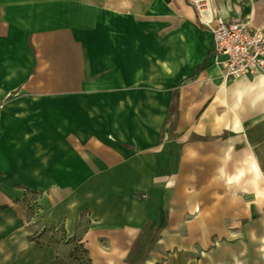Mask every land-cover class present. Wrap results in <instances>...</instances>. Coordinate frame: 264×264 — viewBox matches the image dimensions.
I'll use <instances>...</instances> for the list:
<instances>
[{
  "label": "crops",
  "instance_id": "crops-1",
  "mask_svg": "<svg viewBox=\"0 0 264 264\" xmlns=\"http://www.w3.org/2000/svg\"><path fill=\"white\" fill-rule=\"evenodd\" d=\"M212 3L264 33V0ZM212 49L185 0H0V186L44 189L68 238L86 212L93 264H262L264 74Z\"/></svg>",
  "mask_w": 264,
  "mask_h": 264
},
{
  "label": "rangeland",
  "instance_id": "rangeland-1",
  "mask_svg": "<svg viewBox=\"0 0 264 264\" xmlns=\"http://www.w3.org/2000/svg\"><path fill=\"white\" fill-rule=\"evenodd\" d=\"M37 188L23 184L0 186V264H93V251L81 242L88 225L87 213L81 214L76 234L68 238L63 225L47 224L45 190ZM153 205L156 207L155 201ZM261 205L264 215V195ZM157 231L156 223L151 221L133 248L132 262H141Z\"/></svg>",
  "mask_w": 264,
  "mask_h": 264
},
{
  "label": "built area",
  "instance_id": "built-area-1",
  "mask_svg": "<svg viewBox=\"0 0 264 264\" xmlns=\"http://www.w3.org/2000/svg\"><path fill=\"white\" fill-rule=\"evenodd\" d=\"M196 20L213 37L212 62L219 65L225 79L264 74L263 29L245 18L226 19L212 0H185Z\"/></svg>",
  "mask_w": 264,
  "mask_h": 264
},
{
  "label": "trees",
  "instance_id": "trees-1",
  "mask_svg": "<svg viewBox=\"0 0 264 264\" xmlns=\"http://www.w3.org/2000/svg\"><path fill=\"white\" fill-rule=\"evenodd\" d=\"M205 61H203V63L197 67L196 70H199L203 65H204ZM152 194L153 195V200L156 202V207L153 206L152 204V200H149V204H150V215H149V222H155L156 223V227L159 229L160 227H162L166 221V211H164L163 209V205H162V193L160 190H151L149 192V195ZM156 210L158 213H156Z\"/></svg>",
  "mask_w": 264,
  "mask_h": 264
},
{
  "label": "bare ground",
  "instance_id": "bare-ground-1",
  "mask_svg": "<svg viewBox=\"0 0 264 264\" xmlns=\"http://www.w3.org/2000/svg\"><path fill=\"white\" fill-rule=\"evenodd\" d=\"M264 195V194H263ZM263 240H264V238H263ZM262 258H263V262H262V264H264V244L262 243ZM236 259V263L237 264H243L242 263V261L240 260V259H238L237 257L235 258Z\"/></svg>",
  "mask_w": 264,
  "mask_h": 264
}]
</instances>
